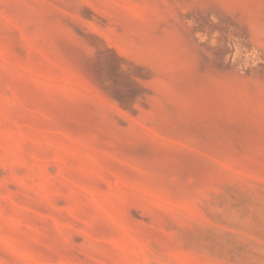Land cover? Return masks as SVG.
I'll return each instance as SVG.
<instances>
[{"label": "rangeland", "instance_id": "obj_1", "mask_svg": "<svg viewBox=\"0 0 264 264\" xmlns=\"http://www.w3.org/2000/svg\"><path fill=\"white\" fill-rule=\"evenodd\" d=\"M0 264H264V0H0Z\"/></svg>", "mask_w": 264, "mask_h": 264}]
</instances>
